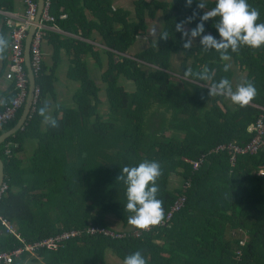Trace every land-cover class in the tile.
I'll return each mask as SVG.
<instances>
[{
  "label": "trees",
  "instance_id": "1",
  "mask_svg": "<svg viewBox=\"0 0 264 264\" xmlns=\"http://www.w3.org/2000/svg\"><path fill=\"white\" fill-rule=\"evenodd\" d=\"M11 1L0 0V11L11 10ZM156 12L161 29L155 40L129 54L146 31L145 18ZM48 13L59 30L81 39L54 31L42 37L53 49V64L40 60L33 110L0 143L6 184L0 215L25 241L70 229L81 234L53 251L23 254L14 264H103L106 250L128 264H264V176L256 174L264 167V149L237 155L232 164L227 151H211L231 141L247 143L246 124L260 114L264 122V0H134L132 14L112 8L110 0H50ZM184 25L195 44L184 38ZM93 31L101 47L83 40H91ZM58 48L69 55L66 77L77 87L72 106L55 105L40 128L54 99ZM175 54L181 59L174 81L169 70ZM88 60L100 70L105 115L98 111L101 88ZM234 69L243 73L238 91ZM26 139L35 146L20 168L16 153ZM8 142L15 146L6 156ZM200 155L203 162L191 170L189 161ZM172 173L189 182L183 207L165 226L132 234L161 217L181 192L169 186ZM145 208L149 216L131 230L103 222L111 215L125 225ZM89 226L114 235L85 233ZM17 244L0 231V250Z\"/></svg>",
  "mask_w": 264,
  "mask_h": 264
},
{
  "label": "built area",
  "instance_id": "2",
  "mask_svg": "<svg viewBox=\"0 0 264 264\" xmlns=\"http://www.w3.org/2000/svg\"><path fill=\"white\" fill-rule=\"evenodd\" d=\"M50 0H42L41 12L38 21L35 23V28L29 43V65L33 75L39 70L41 53L40 43L44 36L46 29L57 30L54 24V18L48 13ZM23 11L21 16L12 17L9 14L6 15L4 23L7 29V46H8V71L12 77V96L8 101H4L0 107V127L6 122L10 121L16 112L20 110L24 104L27 95V75L24 66L23 57V41L26 35L28 27L33 23L34 15L36 11V0H21ZM65 17L64 13L58 15L59 19ZM38 89L36 86L32 89V97L30 110H33V105L37 98ZM264 95V93H263ZM264 111V106L260 107ZM245 131L250 134V139L243 145H238L234 141L226 144H219L213 147L211 151H227L228 161L232 164L237 155L252 154L259 149H264V122L263 115L260 114L254 121L249 122L245 126ZM15 146L14 143H6L3 146V154L8 156L10 154V148ZM204 160V155H200L194 160H190L189 164L191 170H196ZM256 174L264 176V167H259ZM189 187V182L186 180L181 184V192L176 194L175 198L168 206V209L163 212V215L159 218H151L148 223L143 224L138 230H133L132 234L138 235L139 231L149 230L152 227L165 226L172 214L177 212L183 207L185 202L184 191ZM6 189V184L2 181L0 183V198ZM0 231L5 235H12L18 242L16 246L0 250V264H14V260L23 254L34 255L38 249H45L53 251L60 247L64 241L74 236L81 234L78 230H65L58 234L48 236L45 238L25 241L16 232L15 226L7 221L0 215ZM85 233L92 234L94 232H102L104 234L114 235L112 231H107L102 228H95L89 226L85 228ZM119 236L118 234H116ZM242 243V242H240Z\"/></svg>",
  "mask_w": 264,
  "mask_h": 264
},
{
  "label": "crops",
  "instance_id": "3",
  "mask_svg": "<svg viewBox=\"0 0 264 264\" xmlns=\"http://www.w3.org/2000/svg\"><path fill=\"white\" fill-rule=\"evenodd\" d=\"M133 1L134 0H110V6L112 8H121L123 10L128 11L130 14H132ZM11 2H12L11 3V10L0 11V38H1V36L6 37V31H3V30H5L4 29V26H5L4 20H5V18H7L6 15L9 14L12 17H18L19 18L22 14V11H23V6L21 3V0H12ZM88 17H89V15H88ZM3 24H4V26H3ZM45 31H54V32H56V34L59 35L58 37H60V38L61 37H71V38L81 39L77 35H74V34H71L68 32H63V31L59 30L58 28H57V30L46 29ZM90 38H91V40H86V39H83V40H85V41H87V42H89L95 46H99V47L102 46V43H101L102 41H101L99 35L97 34V32L93 31L90 34ZM57 50H58L57 51L58 61H57V64L55 65L54 70H53V76L55 78V80L53 82L54 99L51 102V105L48 108H46L45 111L43 112L42 121L40 123V128H43L44 124L51 119L53 108L55 105H59V106H63V107H71L72 106V103L70 101L71 95L74 92L75 88L77 87V84L75 82L69 80L66 77V70H67V65H68L67 57H69V55L66 54V52L61 48H58ZM40 52H41V60L47 66H51L53 64V61L51 58L53 55L52 54L53 49L48 44V42H46V39H42V41L40 43ZM8 63H9V57H8L7 43H6V50L4 51L3 54L1 51V44H0V107H1V104L4 101H6L7 99H9L12 95V77L8 71V68H7ZM89 71L91 72V69ZM64 95H68V98H67V101H69L68 103H66L62 100V97ZM34 146H35V141L32 139H26L23 141L22 146H21V150L16 153V157L20 161V163H19L20 168H25L27 166L28 158L32 154ZM176 187H178V186H176ZM146 211H148V215H147V217H148L151 210H150V208H146L143 210L142 213L144 214ZM147 217H144V218L142 217L141 219H145ZM105 218L107 220H110L109 219L110 217H108V216H106ZM111 220H113V219L111 218Z\"/></svg>",
  "mask_w": 264,
  "mask_h": 264
},
{
  "label": "rangeland",
  "instance_id": "4",
  "mask_svg": "<svg viewBox=\"0 0 264 264\" xmlns=\"http://www.w3.org/2000/svg\"><path fill=\"white\" fill-rule=\"evenodd\" d=\"M145 23H146L145 33L143 35L136 37L134 43L128 49L129 54L136 53V52L144 49L148 45L149 42H153L156 38V35L158 34V32L161 29V21L159 19V15L157 12L155 14H153L151 17L147 16L145 18ZM183 31H184V33H183L184 38L187 39L190 42V44H195L196 39L194 38L193 35H189L187 33V28L185 25L183 26ZM180 59H181V57L178 54H175V55L171 56V58H170L169 74L171 75V79L174 81L178 79L177 66L180 62ZM88 66L91 69L90 76L94 79L96 85L101 88L98 92V96L100 99V103L98 105V111L101 115H105L107 113V106H106L105 97H104L103 91H102L103 84L99 80L100 70L90 60H88ZM241 77H243V73H240L238 70L234 69V77H233L234 87L233 88L236 91H238L240 89ZM119 82H120V84H122L124 86V88L126 90L131 89L130 84L127 83L126 81L120 80ZM67 98H68V95H64L62 97V100L64 102L68 103L69 101H67ZM71 103H72V101H71ZM166 134H167V132H166ZM169 177H170L169 178V185L171 187H176V186L181 187L182 183L180 182L179 176L176 173L170 174ZM147 215H148V211H146L144 214L142 213L141 215L139 214L137 216L135 214H132L129 217V219L125 225H122V223L118 219L114 218L111 215H107L108 217H110L109 218L110 220H107L106 218H104L103 222L105 224L107 223L106 224L107 227L110 229H113V230H117V231L126 230V229L131 230L133 228V225H134L135 220L137 218H142V217L144 218V217H147ZM111 218L113 220H111ZM103 264H128V263L119 260L112 253H110L109 251L106 250L103 253Z\"/></svg>",
  "mask_w": 264,
  "mask_h": 264
},
{
  "label": "water",
  "instance_id": "5",
  "mask_svg": "<svg viewBox=\"0 0 264 264\" xmlns=\"http://www.w3.org/2000/svg\"><path fill=\"white\" fill-rule=\"evenodd\" d=\"M36 4L37 5H36V11H35L33 23L28 27L24 41H23L24 66H25L26 75H27V95H26L24 104L21 108V111L17 119L8 129L0 132V143L3 142L8 136L12 135L15 131H17L18 129L22 127L27 117V114L30 110L32 89L34 87V76L31 72V68L29 65V43H30V39L32 37L33 31L35 28V23L38 21V18L41 12L42 0H36ZM2 179H3L2 162L0 160V183L2 182Z\"/></svg>",
  "mask_w": 264,
  "mask_h": 264
}]
</instances>
